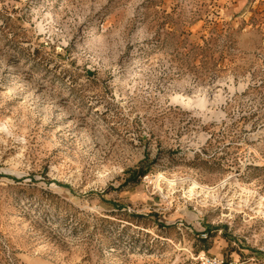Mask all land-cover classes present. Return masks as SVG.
<instances>
[{
	"label": "rangeland",
	"instance_id": "1",
	"mask_svg": "<svg viewBox=\"0 0 264 264\" xmlns=\"http://www.w3.org/2000/svg\"><path fill=\"white\" fill-rule=\"evenodd\" d=\"M0 264H264V0H0Z\"/></svg>",
	"mask_w": 264,
	"mask_h": 264
},
{
	"label": "bare ground",
	"instance_id": "2",
	"mask_svg": "<svg viewBox=\"0 0 264 264\" xmlns=\"http://www.w3.org/2000/svg\"><path fill=\"white\" fill-rule=\"evenodd\" d=\"M190 192L192 193V189L190 190Z\"/></svg>",
	"mask_w": 264,
	"mask_h": 264
}]
</instances>
